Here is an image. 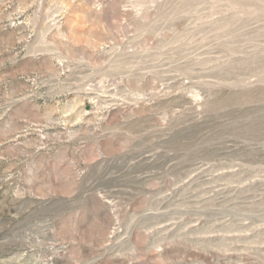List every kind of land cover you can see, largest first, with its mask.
I'll return each instance as SVG.
<instances>
[{"label":"rangeland","instance_id":"374dc122","mask_svg":"<svg viewBox=\"0 0 264 264\" xmlns=\"http://www.w3.org/2000/svg\"><path fill=\"white\" fill-rule=\"evenodd\" d=\"M0 264H264V0H0Z\"/></svg>","mask_w":264,"mask_h":264}]
</instances>
